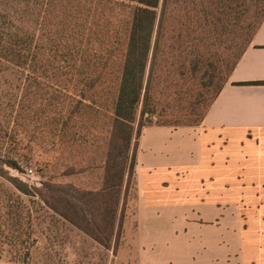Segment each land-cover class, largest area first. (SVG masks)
<instances>
[{
  "label": "trees",
  "instance_id": "trees-1",
  "mask_svg": "<svg viewBox=\"0 0 264 264\" xmlns=\"http://www.w3.org/2000/svg\"><path fill=\"white\" fill-rule=\"evenodd\" d=\"M263 19L264 0H0V57L29 74L18 124L36 108L54 149L81 150L60 176L100 171L95 186L48 179L37 188L5 177L4 164L18 165L0 159V175L110 247L143 128L200 124ZM226 29L227 52L200 76ZM17 135L10 144L20 150Z\"/></svg>",
  "mask_w": 264,
  "mask_h": 264
},
{
  "label": "crops",
  "instance_id": "crops-1",
  "mask_svg": "<svg viewBox=\"0 0 264 264\" xmlns=\"http://www.w3.org/2000/svg\"><path fill=\"white\" fill-rule=\"evenodd\" d=\"M159 127L182 132V146L197 160L161 166L152 173L161 179L151 174L146 186L139 183V236L143 215L175 221L145 230L148 238L164 237L168 254L153 260L152 248L137 263L264 264V19L200 124ZM234 220L241 221L239 241L228 223ZM197 221L220 222L203 230ZM223 232L228 240L210 238Z\"/></svg>",
  "mask_w": 264,
  "mask_h": 264
},
{
  "label": "rangeland",
  "instance_id": "rangeland-1",
  "mask_svg": "<svg viewBox=\"0 0 264 264\" xmlns=\"http://www.w3.org/2000/svg\"><path fill=\"white\" fill-rule=\"evenodd\" d=\"M249 14L248 12L245 15V19L249 18ZM230 37V32L228 33L226 29L222 31L220 38L216 37L212 41L210 63L200 70V76L206 73V69L210 72L211 64H215L218 58L224 56ZM28 75L24 68L0 57V159H12L18 165L14 168L4 164L5 177L18 178L29 187L37 188H42L44 181L48 179L58 182L77 180L95 186L100 171H95L93 167L89 171L79 172L80 167L84 166H75L74 171L77 172L75 175L60 176L61 171H64L62 163L76 161L78 164L80 158L77 155L81 150H77L76 153L70 150L61 153L54 149L49 137V128L39 124L31 115L36 108L30 111L28 118L20 119L24 123L23 126L18 124L17 110L20 99L26 92ZM36 106L38 108V105ZM16 130L20 150L10 144V136ZM175 131L159 126H147L142 131L136 159V181H132L128 188L122 216V205L119 206L110 247L99 243L50 209L40 197L21 192L9 179L0 175V264H138L139 254L151 252L152 248L153 260H158L156 254L167 255L164 237L148 238L145 236V230H148L149 226L172 225L175 220L150 219L143 215V235L140 237L137 198L139 185L146 186L147 176L149 177L156 169L163 170L161 166L181 165L197 160L196 157L195 160L192 159L191 150L186 153L182 146L185 142L181 136L183 133ZM98 141L101 142L100 139ZM215 149L219 150V146ZM94 154L95 151L91 149L86 155L87 158H96ZM28 169H32L30 176H27ZM152 176L155 180L161 179L153 174ZM141 203L145 208L143 190ZM197 222L203 224L205 226L203 230H206V226L219 224L220 221ZM228 223H232L234 232H237L233 237L239 241L241 221L234 220ZM157 238H160L158 246ZM210 238L228 240L229 237L223 232L222 236L216 234ZM233 254L236 256L240 252Z\"/></svg>",
  "mask_w": 264,
  "mask_h": 264
},
{
  "label": "built area",
  "instance_id": "built-area-1",
  "mask_svg": "<svg viewBox=\"0 0 264 264\" xmlns=\"http://www.w3.org/2000/svg\"><path fill=\"white\" fill-rule=\"evenodd\" d=\"M32 174V169L27 170V176H30Z\"/></svg>",
  "mask_w": 264,
  "mask_h": 264
}]
</instances>
